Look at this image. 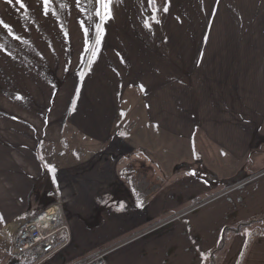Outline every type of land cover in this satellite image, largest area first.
Returning a JSON list of instances; mask_svg holds the SVG:
<instances>
[{
	"label": "crops",
	"instance_id": "1",
	"mask_svg": "<svg viewBox=\"0 0 264 264\" xmlns=\"http://www.w3.org/2000/svg\"><path fill=\"white\" fill-rule=\"evenodd\" d=\"M221 1L160 0L157 12L154 0H0V264L1 240L56 198L71 241L42 264L103 250L108 264H202L225 226L264 216V166L236 185L217 180L199 164L212 159L204 138L221 142L213 119L177 99L194 94ZM122 120L134 123L126 135ZM72 130L99 148L49 173L41 144ZM121 142L145 150L124 154ZM235 158L233 145L219 159ZM180 159L199 166L173 175ZM246 240L232 236L219 264H238ZM239 264H264V234Z\"/></svg>",
	"mask_w": 264,
	"mask_h": 264
},
{
	"label": "rangeland",
	"instance_id": "2",
	"mask_svg": "<svg viewBox=\"0 0 264 264\" xmlns=\"http://www.w3.org/2000/svg\"><path fill=\"white\" fill-rule=\"evenodd\" d=\"M9 5L11 6V4ZM216 14L208 45L203 54L204 59L199 79H197V87H194V94H189L187 97L178 96L177 99H183V101L186 99L187 104L192 106L190 109L195 108L198 112L203 107L204 112L201 113L213 119L208 127L211 130L208 132L212 131L217 140L221 142L213 144L211 139L204 138V154L206 156L208 153L207 156H212V159H205L203 163L199 161V164L215 168L218 177H220L217 180L225 179L222 181L229 184L228 186H232L237 184L232 183L234 180H242L247 176L246 173L255 169L258 171L264 166V128L263 124L259 125L262 114L264 118V113H261L264 111V0H222ZM2 21L3 17L0 15V24ZM213 43L218 46H212ZM212 106L215 107V110L206 111ZM228 120H230L229 123H227ZM133 124L132 121L122 120L120 128L117 127L116 130L120 131L119 135H126L131 131L130 125L133 126ZM233 145L235 146L236 160L219 159L228 156ZM97 146L90 145V142L79 138V134L72 130L61 134V137L53 143L43 142L40 152H43V164L47 171L51 174L55 171L60 174L67 165L84 161L90 151H96ZM120 146H122L121 150L124 151V154L134 152L132 150L138 152L145 150L137 148L133 143L125 145V142H121ZM186 147L190 149L189 151L196 152L194 143L187 144ZM182 149H184L183 145H181V151ZM244 153L246 157L243 155ZM175 157L176 155L173 156V158ZM142 162L139 159L131 160V163L136 165ZM174 163V166L179 170H177L178 172L173 170V175L183 174L188 165L194 164L191 166L192 168L199 166L196 167V163H189L182 159L176 160ZM247 163L249 165L245 169ZM168 167H166V171ZM157 168H159L158 165ZM174 178L173 176L172 179ZM158 182L160 181L156 180V183ZM56 203L60 204L57 198L50 205ZM29 213L33 212L29 211L25 217ZM223 234L224 231L212 249L218 246ZM12 236L1 240L6 245L5 251L8 255L4 264H12L9 262ZM67 246H64L63 249ZM2 251L3 249L0 247V252Z\"/></svg>",
	"mask_w": 264,
	"mask_h": 264
},
{
	"label": "built area",
	"instance_id": "3",
	"mask_svg": "<svg viewBox=\"0 0 264 264\" xmlns=\"http://www.w3.org/2000/svg\"><path fill=\"white\" fill-rule=\"evenodd\" d=\"M54 216L49 217L51 214ZM43 218H46L44 221ZM43 221L46 225L38 227ZM71 241L69 224L60 204H52L38 213H29L17 225L10 245L9 262L12 264H41L50 252L52 256ZM106 251L87 256L75 264H108ZM49 256V257H50ZM47 257V259L49 258Z\"/></svg>",
	"mask_w": 264,
	"mask_h": 264
},
{
	"label": "trees",
	"instance_id": "4",
	"mask_svg": "<svg viewBox=\"0 0 264 264\" xmlns=\"http://www.w3.org/2000/svg\"><path fill=\"white\" fill-rule=\"evenodd\" d=\"M154 2H155V6H156V11L158 12L159 7H160V0H154ZM142 180H143V177H139L136 180H134L133 182H135L137 184L143 183ZM156 188H158V184H157ZM144 194H146V193H144ZM261 221H264V216L253 217L251 219L242 221V222L237 223V224L232 225V226H225L221 231V233L224 231V234L222 235L218 246H216L214 249H211L206 254V259L203 261L202 264H219V256L222 255V253L224 252V249L227 247V244L229 243L232 236L244 231L247 233V240H246V244L242 250V253L239 256V260H238V264H239L241 262V260L243 259L244 255L246 253V250H247L249 244L251 243V241L253 240V238L259 234H264V228L263 227H257L253 230H250V231L247 230L246 228H251L256 223H259ZM221 233H220V235H221ZM218 253H220L219 256H218Z\"/></svg>",
	"mask_w": 264,
	"mask_h": 264
},
{
	"label": "snow or ice",
	"instance_id": "5",
	"mask_svg": "<svg viewBox=\"0 0 264 264\" xmlns=\"http://www.w3.org/2000/svg\"><path fill=\"white\" fill-rule=\"evenodd\" d=\"M8 2L11 3L12 0H8ZM18 2H19L20 7L23 8L24 7L23 0H18ZM103 2H105V7L107 8V5L110 3V0H103ZM149 2L151 3L152 0H149ZM44 3L45 5H47L48 3H50V0H44ZM163 10L167 11V8H164Z\"/></svg>",
	"mask_w": 264,
	"mask_h": 264
},
{
	"label": "bare ground",
	"instance_id": "6",
	"mask_svg": "<svg viewBox=\"0 0 264 264\" xmlns=\"http://www.w3.org/2000/svg\"><path fill=\"white\" fill-rule=\"evenodd\" d=\"M54 215H55V214L53 213V214H51L49 217L54 216ZM43 219H44V221H46V218H43ZM46 223H47V222L40 221V222L37 223V226H38V227H42V226L46 225ZM49 254H50V252L47 253L46 256L49 257V256H50ZM47 257H46V259H44V260L42 261V263L45 262V261L47 260ZM50 257H51V256H50ZM39 264H40V263H39Z\"/></svg>",
	"mask_w": 264,
	"mask_h": 264
}]
</instances>
